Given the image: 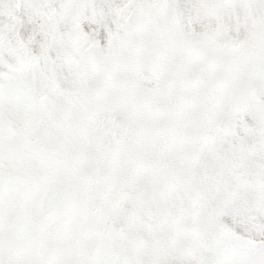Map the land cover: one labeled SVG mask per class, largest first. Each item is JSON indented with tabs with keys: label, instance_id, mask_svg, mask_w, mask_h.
I'll use <instances>...</instances> for the list:
<instances>
[{
	"label": "snow or ice",
	"instance_id": "snow-or-ice-1",
	"mask_svg": "<svg viewBox=\"0 0 264 264\" xmlns=\"http://www.w3.org/2000/svg\"><path fill=\"white\" fill-rule=\"evenodd\" d=\"M0 264H264V0H0Z\"/></svg>",
	"mask_w": 264,
	"mask_h": 264
}]
</instances>
